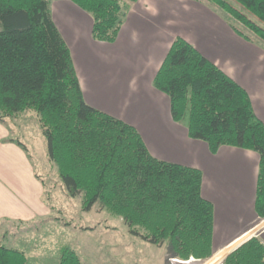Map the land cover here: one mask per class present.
<instances>
[{
  "label": "trees",
  "instance_id": "16d2710c",
  "mask_svg": "<svg viewBox=\"0 0 264 264\" xmlns=\"http://www.w3.org/2000/svg\"><path fill=\"white\" fill-rule=\"evenodd\" d=\"M71 1L91 14L94 39L116 38L124 0ZM213 1L264 40V0H233L261 23L226 0ZM153 83L168 95L172 118L184 119L188 134L205 140L211 152L226 144L259 153L254 208L264 219V122L245 89L180 36ZM24 110L37 113L48 158L66 194L81 196L83 210L100 203L132 234L167 242L176 258L212 254L213 206L201 195V171L154 157L134 126L84 100L48 0H0V122ZM4 140L27 151L18 138ZM252 234L224 247L222 264H264V244ZM26 260L22 250L0 244V264ZM55 264L82 263L74 248L62 245Z\"/></svg>",
  "mask_w": 264,
  "mask_h": 264
},
{
  "label": "crops",
  "instance_id": "0c3cea01",
  "mask_svg": "<svg viewBox=\"0 0 264 264\" xmlns=\"http://www.w3.org/2000/svg\"><path fill=\"white\" fill-rule=\"evenodd\" d=\"M124 1L113 41L94 39L91 14L71 0H53L49 10L69 48L84 100L134 126L154 157L201 171V195L213 206L217 253L211 259L222 264L223 248L248 231L264 244V219L259 222L254 208L259 153L226 144L211 152L205 140L188 134L184 119L172 118L169 97L153 79L180 36L245 89L264 122V40L244 36L213 0ZM8 137L18 138L5 120L0 122V220L45 216L50 209L29 148L22 140L27 151L4 140Z\"/></svg>",
  "mask_w": 264,
  "mask_h": 264
},
{
  "label": "rangeland",
  "instance_id": "374dc122",
  "mask_svg": "<svg viewBox=\"0 0 264 264\" xmlns=\"http://www.w3.org/2000/svg\"><path fill=\"white\" fill-rule=\"evenodd\" d=\"M226 1L250 19L258 21L236 1ZM52 2L48 0V5ZM211 4L221 7L218 3ZM231 17L229 21L239 32L250 38H261L234 16ZM5 120L10 134L27 144L35 173L43 182V198L50 209L47 215L25 222L0 220V244L22 250L27 258L26 264H55L62 245L74 248L82 264L214 263L211 258L217 251L213 250L207 258L180 261L174 257L167 242L156 245L132 234L121 216L111 213L98 202L90 210H83L81 196L66 194L57 166L48 158L47 140L41 131L37 113L24 110L5 117Z\"/></svg>",
  "mask_w": 264,
  "mask_h": 264
},
{
  "label": "built area",
  "instance_id": "2783aa9c",
  "mask_svg": "<svg viewBox=\"0 0 264 264\" xmlns=\"http://www.w3.org/2000/svg\"><path fill=\"white\" fill-rule=\"evenodd\" d=\"M188 259H185V260H183V259H181L180 261H187Z\"/></svg>",
  "mask_w": 264,
  "mask_h": 264
},
{
  "label": "water",
  "instance_id": "95a60500",
  "mask_svg": "<svg viewBox=\"0 0 264 264\" xmlns=\"http://www.w3.org/2000/svg\"><path fill=\"white\" fill-rule=\"evenodd\" d=\"M224 257H225V256H224ZM224 257H223V258H224ZM190 258H193V257H190ZM190 258H189V259H190Z\"/></svg>",
  "mask_w": 264,
  "mask_h": 264
}]
</instances>
